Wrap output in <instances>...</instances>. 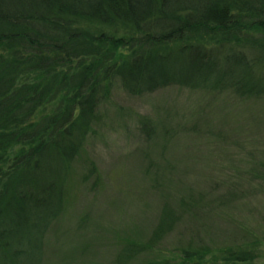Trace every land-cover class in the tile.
<instances>
[{
  "label": "trees",
  "instance_id": "1",
  "mask_svg": "<svg viewBox=\"0 0 264 264\" xmlns=\"http://www.w3.org/2000/svg\"><path fill=\"white\" fill-rule=\"evenodd\" d=\"M114 81L130 95L178 85L263 97L264 0H0L2 248L14 229L42 244ZM175 219L164 206L153 243ZM263 248L259 235L210 251L189 242L144 264H254Z\"/></svg>",
  "mask_w": 264,
  "mask_h": 264
},
{
  "label": "rangeland",
  "instance_id": "2",
  "mask_svg": "<svg viewBox=\"0 0 264 264\" xmlns=\"http://www.w3.org/2000/svg\"><path fill=\"white\" fill-rule=\"evenodd\" d=\"M63 187L42 244L11 230L0 264H114L132 243L144 247L125 264H144L264 237V96L114 81ZM164 206L176 219L153 243Z\"/></svg>",
  "mask_w": 264,
  "mask_h": 264
}]
</instances>
